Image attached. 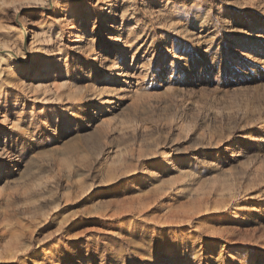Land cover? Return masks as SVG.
Masks as SVG:
<instances>
[{
    "label": "rangeland",
    "instance_id": "1",
    "mask_svg": "<svg viewBox=\"0 0 264 264\" xmlns=\"http://www.w3.org/2000/svg\"><path fill=\"white\" fill-rule=\"evenodd\" d=\"M46 2L0 0V264H264V0Z\"/></svg>",
    "mask_w": 264,
    "mask_h": 264
},
{
    "label": "bare ground",
    "instance_id": "2",
    "mask_svg": "<svg viewBox=\"0 0 264 264\" xmlns=\"http://www.w3.org/2000/svg\"><path fill=\"white\" fill-rule=\"evenodd\" d=\"M47 1V2H46ZM58 2V0H45V2H46V4H47V6L46 7H49L50 9H53V11H52V13L54 14V17H55V19L58 21V23L59 22H63V23H65L66 21H68V20H70V21H73L74 22V20L75 19H73L72 18V16H73V10H67L66 9V6L69 4L68 2H67V0H59V1H62L63 3H61V5H59L58 3V10H56V8H57V6H55L56 5V3L54 4V2ZM44 5H42L41 4V7H43ZM110 10V9H109ZM109 10H108V12H109ZM104 17H107V15L105 14L104 15ZM76 22V21H75ZM70 27H72V28H74L75 27V24L73 23V24H71L70 25ZM72 30L73 29H70L69 28V33H71L72 32ZM85 30V29H84ZM67 32H68V30H67ZM53 33H51L50 32V34H49V36L47 37V38H43V39H47V40H49V39H51V38H53ZM78 35V34H77ZM19 37H20V39H21V45H23V46H26V47H28L27 46V43L25 44V42L27 41V31L25 30V28L24 27H22V25H21V28H20V33H19ZM32 37V36H31ZM37 40V39H36ZM32 41H34V37L31 39V40H29V42H28V44H29V46H32ZM46 45V44H45ZM37 46V45H36ZM39 46V45H38ZM12 47V46H11ZM11 47H9L8 45H2V48H1V50H0V59H2V60H4L7 56L6 55H8V54H13L15 51L14 50H12V48ZM42 48V47H41ZM43 48H44V46H43ZM47 48H49V47H47ZM39 49V48H38ZM51 49L52 48H49V49H46V48H44V50L42 51V52H39V53H34L33 55V58L31 59V60H23L22 62H19V59H17V60H14V64L16 65V66H18V67H21V69H25V71H28L31 67H32V65H34L35 64V66H36V68H34L35 69V75H37L38 76V72H37V74H36V71H38V68H39V65L40 66H43V68L45 67V68H47L48 67V69H46L45 71H44V76L45 77H48V75L49 74H51L52 76H51V79H52V81H50V82H52V84L55 86L54 88H58V87H60V86H62L63 84H64V81H60V79H61V77L62 78H65L64 76H63V72H62V65L64 64V58L62 59V58H60V57H57V56H51V54L53 53L52 51H51ZM15 50L17 51V50H19V48L17 49V48H15ZM136 50L137 49H135V50H133L132 52L134 53V52H136ZM37 51V50H36ZM49 51H51V53L50 54H48L49 53ZM15 54V53H14ZM36 64H39L38 65V67H37V65ZM6 67V68H5ZM55 67V68H54ZM119 67V66H118ZM6 69V71L7 70H10V66H9V63H6V65L4 66V67H1L0 66V73L2 72V70H5ZM51 69H53V71L51 70ZM51 71H52V73H51ZM121 72H124L123 70L121 71ZM13 75L14 74H6V77L8 78V76L9 77H13ZM123 75H127L126 74V72H124L123 73ZM49 79H50V77H49ZM48 79H46V78H43V82H42V84L44 85V86H47V83H49L48 81H47ZM20 82H22V79H20ZM47 82V83H46ZM41 84V83H40ZM39 84V85H40ZM39 87V86H38ZM41 87H43V86H41ZM44 91V90H43ZM4 116L6 115L5 113L3 114ZM18 119H16L15 121H17Z\"/></svg>",
    "mask_w": 264,
    "mask_h": 264
}]
</instances>
